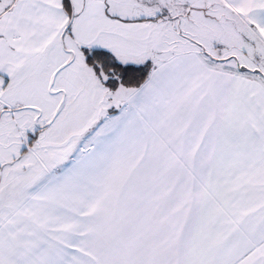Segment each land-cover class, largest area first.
I'll return each mask as SVG.
<instances>
[{
    "label": "snow or ice",
    "instance_id": "obj_1",
    "mask_svg": "<svg viewBox=\"0 0 264 264\" xmlns=\"http://www.w3.org/2000/svg\"><path fill=\"white\" fill-rule=\"evenodd\" d=\"M0 264H264V0H0Z\"/></svg>",
    "mask_w": 264,
    "mask_h": 264
}]
</instances>
